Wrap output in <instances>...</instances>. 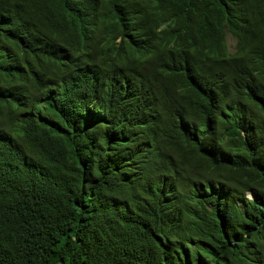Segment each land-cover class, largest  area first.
Masks as SVG:
<instances>
[{
    "label": "trees",
    "instance_id": "1",
    "mask_svg": "<svg viewBox=\"0 0 264 264\" xmlns=\"http://www.w3.org/2000/svg\"><path fill=\"white\" fill-rule=\"evenodd\" d=\"M0 264H264V0H0Z\"/></svg>",
    "mask_w": 264,
    "mask_h": 264
},
{
    "label": "rangeland",
    "instance_id": "2",
    "mask_svg": "<svg viewBox=\"0 0 264 264\" xmlns=\"http://www.w3.org/2000/svg\"><path fill=\"white\" fill-rule=\"evenodd\" d=\"M225 42H226L228 51L231 52L232 51L233 40L229 36V34H226Z\"/></svg>",
    "mask_w": 264,
    "mask_h": 264
}]
</instances>
